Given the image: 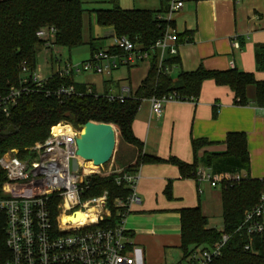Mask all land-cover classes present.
<instances>
[{
    "label": "trees",
    "instance_id": "obj_1",
    "mask_svg": "<svg viewBox=\"0 0 264 264\" xmlns=\"http://www.w3.org/2000/svg\"><path fill=\"white\" fill-rule=\"evenodd\" d=\"M110 1L112 8L95 10L97 24L113 27L115 35L125 36L138 49L149 51L150 68L138 89L123 102L110 100L106 95L97 96L94 91H88L84 84L76 82L72 76L55 73L46 79L42 87L23 93L8 116L0 115V157L12 149L25 152L36 142L43 141L50 128L61 121H67L76 127L95 121L115 125L122 141L138 148L139 156L135 163L123 165L127 172H137L146 163H170L179 168L183 178L197 179L200 167L222 177L235 172L244 173L247 177L240 181L221 183L222 231L208 227V218L199 206L181 209L182 258L176 263L165 264H189L188 259L197 248L214 245L221 240L223 233H228L231 237L223 247L221 256L210 264H264V236L256 237V252H252L245 249L247 237L236 232L245 212L258 202L263 188V181L251 178L248 173L250 154L246 134L229 133L226 138L227 150L224 152L205 151L200 154V150L210 142L204 138L193 139L194 160L187 163L174 156L161 158L143 153V142L133 131V122L145 99L169 94H176L181 101L197 99L203 83L214 80L217 85L229 87L235 94V103L239 105L249 103L247 89L254 86L255 102L264 107V81L257 80L253 72L235 68L213 71L203 67L194 71L181 70L175 81L171 70L180 63L179 57L166 56L160 61V51L154 47L167 27V22L158 20L157 14L167 11L168 0H161L158 12L124 9L116 0ZM84 13L82 0H0V94H6L11 87L19 85L23 65L30 72L36 70L38 52L43 45L37 37V31L44 26L56 28L55 45L73 49L88 44L93 52L96 49V39L85 40ZM191 40L192 34L189 32L178 34V43ZM118 51L120 50L115 47L110 48L111 53ZM256 60L258 68L264 70V45L257 48ZM70 85L74 86L75 94L46 95L47 90L54 91L61 86ZM118 162L117 160L115 163ZM118 176L93 175L84 192L86 199L101 196L108 191L107 206L111 210V216L100 223L99 226L104 228H114L120 223L121 211L114 206V201L130 193L125 182L116 181ZM5 180L6 174L0 167V201ZM165 194L169 199L173 198L172 181L168 182ZM9 257L10 252L6 247V214L0 205V263Z\"/></svg>",
    "mask_w": 264,
    "mask_h": 264
},
{
    "label": "crops",
    "instance_id": "obj_2",
    "mask_svg": "<svg viewBox=\"0 0 264 264\" xmlns=\"http://www.w3.org/2000/svg\"><path fill=\"white\" fill-rule=\"evenodd\" d=\"M133 2L134 7H122V0L117 1L124 9H148L155 12L161 9V0ZM173 24L178 34H192L191 41L178 45L180 63L171 70L175 81L181 70L194 71L199 67L213 71L235 68L253 72L257 80L264 81V70L258 68L256 60L257 48L264 45V0H182V8L173 16ZM114 33L113 27L98 24L94 35L89 29L85 40L96 39L93 52L89 45L90 58L96 52L114 47ZM235 42L239 43L238 48ZM54 49L41 45L38 52V64L39 56L52 63V72L43 75L45 78L55 74L66 63H73L71 56L69 60L62 61L63 53L58 50L56 52L60 59H56L58 64L54 70ZM142 64H145L143 70ZM122 68L127 69L126 74H121L117 79L113 77L114 69L110 75L87 73L81 81L74 78L75 74L72 77L95 94L119 96L123 87L130 88L131 94H134L149 71L150 58L133 65H120L115 69ZM135 70L142 73L139 83L133 88L132 73ZM247 96L248 104H236L235 94L229 87L207 80L197 99L171 100L165 104L161 114L152 112L150 100L145 99L133 122V131L143 142V153L161 158L174 156L187 163L194 160L193 139L204 138L210 142L200 150V154L205 151L224 152L227 150V135L243 132L247 136L250 154L249 176L263 179L264 107L255 102L254 86L248 87ZM126 155L128 161L125 165L134 164L139 150L126 144ZM116 165L123 167L119 162ZM139 174L137 190L141 202L131 207L125 226L140 264L176 263L181 260L180 211L183 208L199 206L208 218V227L223 230L221 185L212 186L206 180L183 178L179 168L170 163L142 164ZM169 181H172V199L165 194Z\"/></svg>",
    "mask_w": 264,
    "mask_h": 264
},
{
    "label": "built area",
    "instance_id": "obj_3",
    "mask_svg": "<svg viewBox=\"0 0 264 264\" xmlns=\"http://www.w3.org/2000/svg\"><path fill=\"white\" fill-rule=\"evenodd\" d=\"M181 8L182 0H168L167 11L157 14L158 20L167 22L163 36L154 45L160 51V61L167 55L178 54V32L172 23L173 16ZM37 37L51 49L55 46L56 28L44 26L37 31ZM234 45L239 47L238 42ZM114 47L120 51L96 52L82 63H66L56 73L72 76L75 72L86 71L110 75L120 65H133L149 57V51L138 49L125 36L115 35ZM46 79L39 64L34 72L23 65L19 85L11 87L6 94H0V115L8 116L23 93L42 87ZM75 93L72 85L46 91V95L58 96ZM106 96L123 102L132 94L130 88L123 87L119 96ZM149 100L152 112L161 114L167 102L178 99L176 94H169ZM80 132V126L61 121L50 128L43 141L36 142L25 152L12 149L0 157V167L6 174L0 205L6 214V247L10 252V257L0 264H140L125 226L131 207L141 202L137 190L139 170L127 172L114 162L108 167L102 165L88 169L87 161H81L76 153V139ZM111 174H118L116 181L125 182L130 193L114 201V206L121 211L120 223L114 228H104L99 226L100 223L111 216L107 206L108 191L86 199L84 192L91 176L107 177ZM246 177L241 172L217 176L205 167H200L197 172V180L209 181L212 186ZM261 180L263 188L259 200L245 212L236 230L247 237L245 249L252 252H256V237L264 236V178ZM93 207L96 209V223L73 224V219ZM230 237V234L223 233L221 240L214 245L197 248L189 257V264H210L221 256Z\"/></svg>",
    "mask_w": 264,
    "mask_h": 264
},
{
    "label": "rangeland",
    "instance_id": "obj_4",
    "mask_svg": "<svg viewBox=\"0 0 264 264\" xmlns=\"http://www.w3.org/2000/svg\"><path fill=\"white\" fill-rule=\"evenodd\" d=\"M83 1V7L85 9V13L83 16L84 20V36H86L89 33V29L91 28V32L94 35V31L97 27V21H96V13L95 9L97 8H106V7H112L113 4L110 0H82ZM118 1V0H117ZM120 3V2H119ZM125 4H130V6H125ZM122 7H134L133 0H122L121 3ZM53 48V69L55 70L57 68L56 64H58V59H60V55L56 51H61L63 53V57L61 58L62 61L69 60V57L71 56L73 64L82 63L84 61H87L90 59V47L89 45L85 44L78 48L72 49L71 51L66 47H61L55 45ZM58 58V59H57ZM57 59V60H56ZM39 64L41 65V71L43 75H48L52 72L51 68V61L46 62L45 59L41 56H39ZM63 62V63H64ZM147 65V64H146ZM145 67V64L141 65V68ZM126 68L122 69H114L113 70V77L117 79L121 74L124 76L126 74ZM141 70V69H140ZM92 72H75L74 78L77 81H81L84 79L85 75ZM142 71L135 70V72L132 73V86L133 88H136L137 83H139V78L141 76ZM116 131V145L115 150L113 153V156L108 164H105V167L110 166V163L116 162L117 160L120 162L121 165H125L128 161L127 155H126V143H124L120 137V132L118 128L113 125ZM87 168L88 169H96L98 168V165H95L93 161H87ZM219 190H221V187H218Z\"/></svg>",
    "mask_w": 264,
    "mask_h": 264
},
{
    "label": "water",
    "instance_id": "obj_5",
    "mask_svg": "<svg viewBox=\"0 0 264 264\" xmlns=\"http://www.w3.org/2000/svg\"><path fill=\"white\" fill-rule=\"evenodd\" d=\"M76 139L78 156L102 166L110 162L116 145V131L112 124L88 121L80 125Z\"/></svg>",
    "mask_w": 264,
    "mask_h": 264
},
{
    "label": "bare ground",
    "instance_id": "obj_6",
    "mask_svg": "<svg viewBox=\"0 0 264 264\" xmlns=\"http://www.w3.org/2000/svg\"><path fill=\"white\" fill-rule=\"evenodd\" d=\"M80 160L83 161V158H80ZM95 210L96 209L93 207L89 211L80 214L79 218L73 219V224L74 225H86V224L96 223L97 216H96Z\"/></svg>",
    "mask_w": 264,
    "mask_h": 264
}]
</instances>
